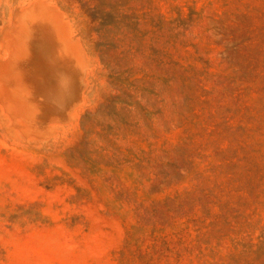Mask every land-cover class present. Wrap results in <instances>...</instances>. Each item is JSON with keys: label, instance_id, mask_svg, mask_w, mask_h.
<instances>
[{"label": "rangeland", "instance_id": "1", "mask_svg": "<svg viewBox=\"0 0 264 264\" xmlns=\"http://www.w3.org/2000/svg\"><path fill=\"white\" fill-rule=\"evenodd\" d=\"M0 264H264V0H0Z\"/></svg>", "mask_w": 264, "mask_h": 264}]
</instances>
